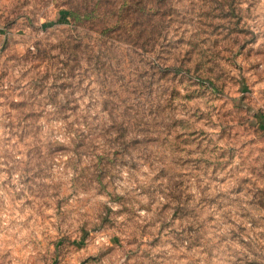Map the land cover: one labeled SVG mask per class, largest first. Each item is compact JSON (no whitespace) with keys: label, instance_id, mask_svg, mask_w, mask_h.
<instances>
[{"label":"rangeland","instance_id":"374dc122","mask_svg":"<svg viewBox=\"0 0 264 264\" xmlns=\"http://www.w3.org/2000/svg\"><path fill=\"white\" fill-rule=\"evenodd\" d=\"M133 18L151 50L104 64L93 33ZM242 20L235 0H0V258L264 264V31ZM75 34L94 57L69 70Z\"/></svg>","mask_w":264,"mask_h":264},{"label":"trees","instance_id":"16d2710c","mask_svg":"<svg viewBox=\"0 0 264 264\" xmlns=\"http://www.w3.org/2000/svg\"><path fill=\"white\" fill-rule=\"evenodd\" d=\"M130 11L135 13V11L131 8ZM66 16L70 18V25L72 27L71 31L74 33H76V29L81 25V23L86 24L85 21L87 19L73 9H68V11H66ZM91 25H95L94 20H91ZM100 34L105 36L102 37ZM93 35H96L97 37L95 38L98 42H100L99 46L102 48L101 55L102 58H104V64H109L111 62L110 55L116 59L117 64H123L124 62L131 64L133 62L132 54L139 55L136 51H144L147 49H149V51L151 50L156 40L155 36L157 37L159 35V29L156 21H141L139 18H133L122 23L119 22L118 24H108L102 28V31H99V33L96 34L93 33ZM91 36L92 35H89V37ZM69 39L70 40H68L67 43L62 47V54L65 58V60H63L64 66H68V69L71 70V68H74V65L69 64L70 62L74 63L75 65H79L81 60L84 58H86V60L89 62L93 60V47H90L88 43L84 44L78 35H76V37H70ZM84 47H89V53L87 51L83 52ZM126 48L130 50V53H127L125 50ZM85 53H87L86 56H84ZM114 53H116V55H114ZM97 60L98 57H96L95 61ZM168 69L169 68L167 67L163 68L162 70L168 71Z\"/></svg>","mask_w":264,"mask_h":264},{"label":"clouds","instance_id":"9594fccd","mask_svg":"<svg viewBox=\"0 0 264 264\" xmlns=\"http://www.w3.org/2000/svg\"><path fill=\"white\" fill-rule=\"evenodd\" d=\"M235 8L238 18L243 17L240 25L241 27L248 28L252 25H257L258 30L264 31V27H261L264 26V0H235ZM103 203H108L107 198H103ZM110 207L117 208L119 205H110ZM85 219H87V217H85ZM91 226H94V222L92 225H89V230ZM104 236L105 233H101L99 239L93 240L92 238H89L91 251L94 252L107 247V242L104 239ZM10 247H12V245L6 246L3 251L7 252ZM16 248H19V245H17ZM83 252L84 255H87L89 250L84 249ZM2 256L3 253H0V257ZM8 259L12 260L13 257L10 256ZM0 264H7V260L0 258ZM13 264H15L14 260ZM75 264H78V258L76 259ZM87 264H96V262L94 260H88Z\"/></svg>","mask_w":264,"mask_h":264}]
</instances>
